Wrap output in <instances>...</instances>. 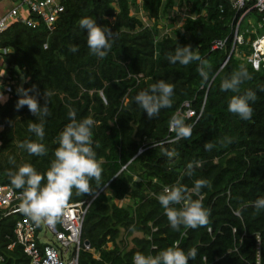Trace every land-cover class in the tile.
Masks as SVG:
<instances>
[{"label":"trees","instance_id":"1","mask_svg":"<svg viewBox=\"0 0 264 264\" xmlns=\"http://www.w3.org/2000/svg\"><path fill=\"white\" fill-rule=\"evenodd\" d=\"M61 2L53 30L1 36L0 181L41 204L90 202L80 264H264V66L248 60L255 38L232 50L237 10ZM24 214L0 210L6 264H29L7 247Z\"/></svg>","mask_w":264,"mask_h":264},{"label":"built area","instance_id":"2","mask_svg":"<svg viewBox=\"0 0 264 264\" xmlns=\"http://www.w3.org/2000/svg\"><path fill=\"white\" fill-rule=\"evenodd\" d=\"M229 1L239 14L234 23L232 48L234 50L237 45L245 42L240 25L249 12L255 10L262 15L260 26L264 28V0ZM63 11L64 6L61 0H22L8 12L0 14V63L3 62L4 55L11 52L10 48L1 45V36L12 24L23 23L36 28L40 23H44L53 30L57 18ZM250 41L253 50L248 60L255 69H260L264 66V33ZM226 42L227 39L216 40L213 48H223ZM1 77L4 79L2 83L4 90H0V97L3 91L12 92L13 90L11 74L6 71ZM187 111L191 112L187 114L188 116L194 114L191 109ZM173 128L172 124L171 129ZM89 205L90 202L86 201L63 205L41 204L29 191L16 190L11 185L0 181L1 216L25 213L16 222L13 230L15 238L7 247L12 249L16 243L21 244L24 253L29 257V264H80V252L93 251L90 242L86 243L83 238V227ZM41 222L53 235V239L45 243L41 241V233H43ZM135 262L140 264V258L135 257ZM0 264H6L5 257L1 253Z\"/></svg>","mask_w":264,"mask_h":264},{"label":"rangeland","instance_id":"3","mask_svg":"<svg viewBox=\"0 0 264 264\" xmlns=\"http://www.w3.org/2000/svg\"><path fill=\"white\" fill-rule=\"evenodd\" d=\"M22 2V0H0V14H3L5 12H8L12 7L19 5ZM30 17V16H29ZM262 21V15L257 14L255 12H251L245 18L243 19L241 25H240V31L244 34V37H252L256 38L264 33V28L260 26V22ZM164 31H168L169 29H165ZM248 38V40H249ZM247 49V46L239 45L237 48V52L240 50ZM247 53H249L247 50H245ZM6 72V68L3 64V62L0 63V76L3 75V73ZM4 81L3 77L0 78V90H4V84H2ZM190 114L191 112L187 111V114ZM54 217H56L54 214H52ZM41 224V229H43V233H41V241L43 243L52 240L53 235L52 233L46 229V226L44 223Z\"/></svg>","mask_w":264,"mask_h":264},{"label":"crops","instance_id":"4","mask_svg":"<svg viewBox=\"0 0 264 264\" xmlns=\"http://www.w3.org/2000/svg\"><path fill=\"white\" fill-rule=\"evenodd\" d=\"M0 99H1V101H2V102L5 100V98H4V97H2V96L0 97Z\"/></svg>","mask_w":264,"mask_h":264},{"label":"water","instance_id":"5","mask_svg":"<svg viewBox=\"0 0 264 264\" xmlns=\"http://www.w3.org/2000/svg\"><path fill=\"white\" fill-rule=\"evenodd\" d=\"M86 243H89V241H88V240H86Z\"/></svg>","mask_w":264,"mask_h":264}]
</instances>
